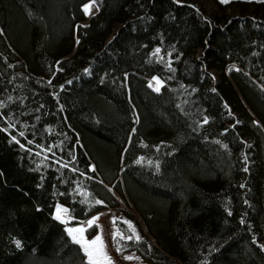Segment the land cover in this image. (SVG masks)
<instances>
[{
  "label": "trees",
  "instance_id": "16d2710c",
  "mask_svg": "<svg viewBox=\"0 0 264 264\" xmlns=\"http://www.w3.org/2000/svg\"><path fill=\"white\" fill-rule=\"evenodd\" d=\"M90 1L0 0V264H264V0Z\"/></svg>",
  "mask_w": 264,
  "mask_h": 264
},
{
  "label": "rangeland",
  "instance_id": "374dc122",
  "mask_svg": "<svg viewBox=\"0 0 264 264\" xmlns=\"http://www.w3.org/2000/svg\"><path fill=\"white\" fill-rule=\"evenodd\" d=\"M196 1L204 4L206 9L208 10L217 9L218 2H220V0H196ZM90 2H88L86 5H88ZM95 10H96V3L93 4L90 10V14ZM228 11L231 12L232 10L229 8ZM210 74L214 80L217 78L218 75L217 71L212 70L210 71ZM157 81H158L157 79L151 80V84L156 88L160 87V82L157 83ZM58 209L61 210L60 211L61 219L62 220L66 219L65 211L61 208H57L55 214L57 215ZM118 215H120L119 208H107L97 213H94L93 215H91L90 217L79 223L68 224L67 230L70 228H84L85 231L83 233V236L88 241L95 239V237L98 235L102 237L103 248H101L100 245L94 246L95 248L98 249V253H97L98 264H156L143 258L135 250L126 252L124 254H120L118 252L117 248L114 245V240H113L114 237L117 235V233H119L120 236H123V234L118 229L115 223V217ZM89 221H93V223L89 225ZM89 230L91 231V234L88 232ZM127 257H133V259H127Z\"/></svg>",
  "mask_w": 264,
  "mask_h": 264
},
{
  "label": "snow or ice",
  "instance_id": "6c2138e0",
  "mask_svg": "<svg viewBox=\"0 0 264 264\" xmlns=\"http://www.w3.org/2000/svg\"><path fill=\"white\" fill-rule=\"evenodd\" d=\"M220 2L221 3H227V2H229V0H220ZM94 3H95V0H91V2L84 7V11L86 14H90V10H91ZM159 51H160L159 49L156 50L157 53H159ZM157 83H159V81H157ZM155 90L159 91L160 89H159V87H157ZM205 122H207V121H205ZM97 203H102V202L97 201ZM60 211H61L60 209L57 210V219H61ZM92 223H93V221H89V225H91ZM84 231H85L84 228H70V229H68V232L72 235L73 241L77 244L82 245L84 252L88 258L89 264H98V260H97L98 249L95 248L94 246L100 245V247L103 248L102 237L98 235L95 237V239L88 241L83 236ZM77 234H79V235H77ZM117 235H119V233H117ZM139 238H140L139 236L136 237L137 240H139ZM128 239H132V237H128ZM16 243H17V247H19L20 242L17 241ZM127 259H133V257H127Z\"/></svg>",
  "mask_w": 264,
  "mask_h": 264
},
{
  "label": "bare ground",
  "instance_id": "6f19581e",
  "mask_svg": "<svg viewBox=\"0 0 264 264\" xmlns=\"http://www.w3.org/2000/svg\"><path fill=\"white\" fill-rule=\"evenodd\" d=\"M66 213V212H65Z\"/></svg>",
  "mask_w": 264,
  "mask_h": 264
}]
</instances>
